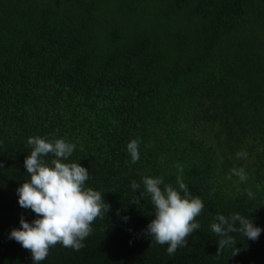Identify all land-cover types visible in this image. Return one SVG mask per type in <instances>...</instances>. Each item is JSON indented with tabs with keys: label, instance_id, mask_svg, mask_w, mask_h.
Listing matches in <instances>:
<instances>
[{
	"label": "trees",
	"instance_id": "1",
	"mask_svg": "<svg viewBox=\"0 0 264 264\" xmlns=\"http://www.w3.org/2000/svg\"><path fill=\"white\" fill-rule=\"evenodd\" d=\"M36 136L75 144L64 162L111 206L84 248L57 244L40 264H264V232L230 234L217 256L211 231L217 213L264 229V0H0V264H33L9 236L37 218L17 195ZM145 176L178 191L180 176L204 203L173 256L143 231Z\"/></svg>",
	"mask_w": 264,
	"mask_h": 264
},
{
	"label": "clouds",
	"instance_id": "2",
	"mask_svg": "<svg viewBox=\"0 0 264 264\" xmlns=\"http://www.w3.org/2000/svg\"><path fill=\"white\" fill-rule=\"evenodd\" d=\"M27 143L32 151L26 157L24 167L30 180L17 189L18 203L21 208L30 209L37 218L29 223L22 216L21 227L13 229L9 239L30 250L33 264H40L49 255L50 248L57 244L74 251L84 248L83 241L92 232L90 225L98 217L103 219L104 213H109L111 206L104 201L99 191L85 187L86 181L90 179L88 169L80 163L64 162L73 154L75 144L64 139L48 141L39 136L29 137ZM138 147L139 141L135 139L127 144L132 163L140 159ZM49 154L54 157L50 163L44 159ZM237 157L246 158L247 153L239 152ZM232 175L239 177L241 182L247 180L243 168H233L227 178L231 179ZM142 183L155 209V219L143 231L150 236L152 243L167 245V254L173 256L179 247L187 246V238L200 228V224L194 221L201 214L204 203L199 196L191 194L180 176H177L179 191L171 184H164L162 177L145 176ZM131 187L136 190L140 184L132 181ZM247 194L250 199L254 198L251 191ZM123 219L126 221L128 218ZM215 221L211 224V231L221 237L217 240V256L223 253L226 246L236 245L235 238L230 234L240 233L256 241L264 232L252 220L238 213L229 218L217 213ZM237 223L240 227H236ZM239 252L240 249L234 247L231 256Z\"/></svg>",
	"mask_w": 264,
	"mask_h": 264
}]
</instances>
